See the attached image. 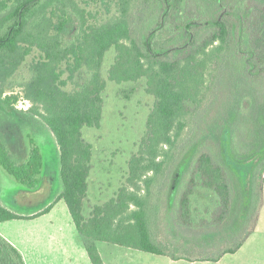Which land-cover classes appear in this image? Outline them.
Wrapping results in <instances>:
<instances>
[{"label": "trees", "instance_id": "obj_1", "mask_svg": "<svg viewBox=\"0 0 264 264\" xmlns=\"http://www.w3.org/2000/svg\"><path fill=\"white\" fill-rule=\"evenodd\" d=\"M210 1L218 6V14L199 18V12L206 14L204 6L186 17L182 11L185 0H116V12L98 22L78 0H0V95L27 56L38 49L41 58L30 65L31 78L25 82L23 93L31 103L30 111L42 119L57 140L61 181L56 198L31 216L9 209L0 200V222L42 215L55 202L64 200L85 239L92 264H105L98 241L193 259L176 254V248L168 250L158 240L160 187L169 168L179 160L180 147L196 111L210 101L223 66L235 59L232 63L236 62L246 77L264 75V6L259 8L258 25L251 34L243 14L248 13L244 0ZM235 14L238 33L230 20ZM206 25L214 31L198 41ZM177 28L184 29L183 43L175 37ZM112 48L116 56L106 78L103 63ZM79 73L81 81L73 89H66ZM142 78L146 79L147 92L155 97L146 134L129 160L128 177L116 196L94 205L87 215L85 200L93 150L83 129L101 125L102 93L108 81L124 83ZM254 111L261 137L264 114ZM3 120L0 114V165L25 191L39 195L35 193L45 178L50 177V185L54 181V166L48 168L33 136H29L32 146L27 160L18 162L1 131ZM197 163L194 185L212 190L218 203L228 208L232 200L224 169L207 152L201 153ZM189 204V195H185L181 201L183 217L189 214ZM0 264H25L19 249L1 235Z\"/></svg>", "mask_w": 264, "mask_h": 264}, {"label": "rangeland", "instance_id": "obj_2", "mask_svg": "<svg viewBox=\"0 0 264 264\" xmlns=\"http://www.w3.org/2000/svg\"><path fill=\"white\" fill-rule=\"evenodd\" d=\"M78 2L90 12L93 21L98 22L111 17L117 8L116 0ZM243 5L248 12L243 11L250 25L248 30L254 34L259 8L264 6V0H244ZM198 6H204L205 16L198 13ZM182 11L186 17L193 11L199 18H208V13L218 14V6L214 7L210 0H185ZM175 20L180 25V21ZM230 20L234 21L233 30L238 33L236 14ZM203 27L198 41L206 39L214 31L208 25ZM183 30L175 29L179 43L186 40ZM115 56L114 48L105 54L103 75L106 78ZM40 58V51L34 49L7 81L4 94L0 95V114L4 118L1 131L15 159L18 162L27 160L32 146L29 136H33L45 155L48 168L54 166L52 184L48 176L39 193H35L39 195L32 196L0 165V195L14 211L21 213L36 211L52 202L61 189L59 145L50 128L30 111L31 103L23 93L25 82L31 78L30 65ZM234 61L231 59L223 66L210 101L196 111L192 127L180 147L179 160L169 168L165 183L160 187L161 207L156 234L168 250L175 251L176 248L178 255L215 257L233 246L236 243L234 239L248 232L254 222L258 223V228H264V134L258 135L259 125L254 117V110L264 114V75L257 79L246 77L239 70V65L232 63ZM81 79L79 73L75 81L68 82L65 88L73 89ZM102 96L101 125L83 129L84 138L91 143L93 150L85 200L87 215L94 205L116 196L125 183L129 160L138 152L140 141L146 134L147 119L155 101V97L146 90L145 78L124 83L108 81ZM202 152L210 154L226 173L232 200L228 208L218 203V197L212 190L194 185L192 181ZM185 195H189L190 204L189 214L183 217L181 201ZM58 212H65L66 217L70 214L64 202L59 204Z\"/></svg>", "mask_w": 264, "mask_h": 264}, {"label": "crops", "instance_id": "obj_3", "mask_svg": "<svg viewBox=\"0 0 264 264\" xmlns=\"http://www.w3.org/2000/svg\"><path fill=\"white\" fill-rule=\"evenodd\" d=\"M0 200L12 209L3 195ZM61 202L66 204L59 200L48 212L36 217L0 222V235L19 249L25 264H92L85 239L79 233L67 204L69 216L66 217L65 212L59 214ZM38 210L24 214L31 216ZM258 227L254 222L248 232L239 234L241 236L234 239L236 243L227 248L239 244L234 251L224 250L221 255L210 258H174L105 241H98L97 247L105 264H264V228Z\"/></svg>", "mask_w": 264, "mask_h": 264}]
</instances>
